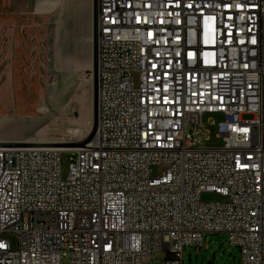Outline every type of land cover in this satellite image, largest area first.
I'll return each mask as SVG.
<instances>
[{"label": "built area", "instance_id": "2783aa9c", "mask_svg": "<svg viewBox=\"0 0 264 264\" xmlns=\"http://www.w3.org/2000/svg\"><path fill=\"white\" fill-rule=\"evenodd\" d=\"M92 42L94 139L0 146V264H185L211 233L264 264V0H95Z\"/></svg>", "mask_w": 264, "mask_h": 264}, {"label": "rangeland", "instance_id": "374dc122", "mask_svg": "<svg viewBox=\"0 0 264 264\" xmlns=\"http://www.w3.org/2000/svg\"><path fill=\"white\" fill-rule=\"evenodd\" d=\"M53 28L48 20H42L28 29L24 49L25 76L21 82L10 84L16 98L6 102H14L15 105L7 111H0V141H82L92 128V28L87 21L84 29L86 36L74 51H67L65 45L62 50L60 31ZM134 81L138 86L137 75ZM5 86L8 84L0 79V91ZM222 119L219 113H206L203 116L206 129L202 138L204 146H222L223 140L218 137L217 130V123ZM212 120L215 125L208 124ZM207 136L209 138L205 139ZM70 162V153L63 152L61 175L64 179L69 173ZM165 169L164 165L152 166L155 175L163 174ZM201 200L218 202L227 199L216 193L204 192ZM0 237L9 240L13 249L18 247L16 232L6 231L0 233ZM184 252L185 264H208L213 255V264H240L241 259L239 247L231 245L223 233L206 234L202 247L187 246ZM155 257L163 260L166 252L158 251Z\"/></svg>", "mask_w": 264, "mask_h": 264}, {"label": "crops", "instance_id": "0c3cea01", "mask_svg": "<svg viewBox=\"0 0 264 264\" xmlns=\"http://www.w3.org/2000/svg\"><path fill=\"white\" fill-rule=\"evenodd\" d=\"M94 1L0 0V79L8 84L0 91V111L15 105L6 101L16 98L10 84L21 82L25 76L24 49L32 24L48 20L54 31H60L61 48L65 45L67 51H74L86 36L87 21L93 31Z\"/></svg>", "mask_w": 264, "mask_h": 264}, {"label": "water", "instance_id": "95a60500", "mask_svg": "<svg viewBox=\"0 0 264 264\" xmlns=\"http://www.w3.org/2000/svg\"><path fill=\"white\" fill-rule=\"evenodd\" d=\"M93 124L92 128L87 136L82 141H67V142H53V143H40V142H27V141H0V146H22V145H34V146H47V147H63V148H79L84 147L87 143L91 142L97 131L98 122V76H97V63L95 56V49H93ZM215 256L213 255L208 264H213Z\"/></svg>", "mask_w": 264, "mask_h": 264}, {"label": "bare ground", "instance_id": "6f19581e", "mask_svg": "<svg viewBox=\"0 0 264 264\" xmlns=\"http://www.w3.org/2000/svg\"><path fill=\"white\" fill-rule=\"evenodd\" d=\"M40 143H53V142H40Z\"/></svg>", "mask_w": 264, "mask_h": 264}]
</instances>
